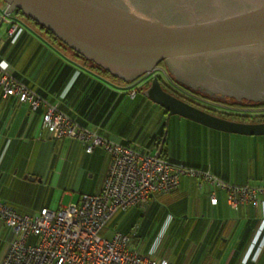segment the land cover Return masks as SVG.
I'll return each mask as SVG.
<instances>
[{
    "label": "crops",
    "instance_id": "crops-1",
    "mask_svg": "<svg viewBox=\"0 0 264 264\" xmlns=\"http://www.w3.org/2000/svg\"><path fill=\"white\" fill-rule=\"evenodd\" d=\"M7 7L0 0V20ZM10 18L23 30L14 40L9 23L3 21L0 59L7 60L14 74L43 97L33 110L16 95L3 96L0 85V198L20 214L35 215L43 207L58 209L78 202L85 192L101 191L109 169L111 155L102 146L88 152L81 140L56 138L51 128L42 125L49 102H58L61 110L102 136L143 152L156 153L167 131L164 148L171 160L208 169L229 182L264 185V135L230 133L177 114L166 126L165 108L141 91L131 96L132 83L87 64L21 13L13 12ZM198 184V177L184 174L177 189L157 193L142 206L143 228L150 225L158 232L165 226L163 249L172 236L169 249L156 255L172 264H205V252L219 258L215 264H264V242L247 258L250 239L262 224L264 203L233 207L225 189ZM213 190L216 204L211 202ZM111 221L123 227L113 233L130 232L123 211H117L108 224ZM0 235L8 240L1 264L14 235L1 219ZM191 240L198 244L192 261L186 256Z\"/></svg>",
    "mask_w": 264,
    "mask_h": 264
},
{
    "label": "water",
    "instance_id": "water-1",
    "mask_svg": "<svg viewBox=\"0 0 264 264\" xmlns=\"http://www.w3.org/2000/svg\"><path fill=\"white\" fill-rule=\"evenodd\" d=\"M8 11L21 9L86 58L126 81L143 80V94L172 115L245 135H264V120L226 117L168 90L155 72L164 61L196 70L240 65L248 77L264 70V0H4ZM3 20H0V28ZM179 69V68H178ZM264 75V73H263ZM177 76V75H176ZM179 82L193 85L188 79ZM256 84V82L254 83ZM222 94L236 99L261 96ZM264 99V98H263ZM166 132L158 150L161 156Z\"/></svg>",
    "mask_w": 264,
    "mask_h": 264
},
{
    "label": "built area",
    "instance_id": "built-area-1",
    "mask_svg": "<svg viewBox=\"0 0 264 264\" xmlns=\"http://www.w3.org/2000/svg\"><path fill=\"white\" fill-rule=\"evenodd\" d=\"M10 14L7 7L2 20L9 23V34H14L15 39L22 27L10 18ZM155 72L168 75L164 66H158ZM0 84L3 96L16 95L21 102H29L33 110L43 100L35 90L16 79L5 59L0 60ZM135 94L136 88L130 91L131 96ZM42 125L51 128L56 138L69 136L81 140L88 152L96 146L105 148L111 155L107 176L101 191L85 192L78 202L58 209L43 207L35 215L20 214L0 198V219L14 234L1 264H172L167 257L156 255L157 243L142 252L131 246L129 234L117 230L112 236H106L103 231L117 211H127L134 205L145 206L155 194L174 191L184 174L198 177L199 187L208 182L225 189L233 207L264 203L260 198L264 185L232 183L208 169L200 170L167 156L112 141L79 123L61 110L58 102L47 103ZM211 202H218L215 190L211 193ZM171 217L169 215L167 220ZM263 230L264 217L247 258L254 256L255 242L260 235L264 242Z\"/></svg>",
    "mask_w": 264,
    "mask_h": 264
},
{
    "label": "flooded vegetation",
    "instance_id": "flooded-vegetation-1",
    "mask_svg": "<svg viewBox=\"0 0 264 264\" xmlns=\"http://www.w3.org/2000/svg\"><path fill=\"white\" fill-rule=\"evenodd\" d=\"M161 61L159 66L163 65ZM165 64V63H164ZM166 69V65L164 66ZM179 68V69H178ZM177 71L176 77L180 79H188L191 84L198 87H193L185 83L178 84L175 79L168 73L167 76L161 75L164 82L171 87L179 95L193 101V103L209 109H214L217 112L222 111V106L234 107L237 110H245L253 113H264V105H257L260 100H238L234 96L222 94V89L232 91L234 94H248L261 96L264 98V70H261V75L256 77H248L247 70L240 65H232L229 67L222 66L208 70L202 64L196 66V70L183 69L181 66L174 65ZM151 75L147 76L148 79ZM179 82V81H178ZM256 82V84H254ZM196 83V84H195ZM261 99V100H262ZM234 109V110H235ZM251 112V113H252ZM219 113V112H218Z\"/></svg>",
    "mask_w": 264,
    "mask_h": 264
},
{
    "label": "rangeland",
    "instance_id": "rangeland-1",
    "mask_svg": "<svg viewBox=\"0 0 264 264\" xmlns=\"http://www.w3.org/2000/svg\"><path fill=\"white\" fill-rule=\"evenodd\" d=\"M168 73L172 76V78L174 79L175 76L172 72H169V70L167 69ZM152 75L149 77L151 78ZM252 112V111H251ZM253 113V112H252ZM137 208H136V211H131V210H128V211H123L124 212V216H125V219L127 222H129V224L131 225V227L127 228V231H130V232H124V233H127L129 235L132 236V241L131 243L133 244V246H137V248H139L140 250H142L143 246L145 245H152V244H158V248H157V252H161L163 251L165 248L167 250L168 246H169V240L171 239L172 236H170L169 239H167V244L165 246V248L163 249V241H162V238H163V232H164V229L165 226L161 227V229L156 232L154 230H152L148 225L146 226L147 228H143V222H144V207L142 206H139V205H136ZM116 223L114 222H110L107 227L104 229L103 231V234L106 235V236H110L112 235L111 233H113L114 229H117L120 228V229H123L122 226H115ZM170 234V233H168ZM169 235H167L166 238H168ZM181 239H183L182 237H180ZM7 238H5V235H0V257H1V254L3 252V250L5 249V247L7 246ZM189 241V240H188ZM188 248L186 250V256L190 259V261H192V259L196 258L197 254H198V244L197 242L191 240L189 243H188ZM169 249V248H168ZM175 249V247H174ZM206 252L202 255L205 261V264H215L216 261L219 260L218 257H214L212 253L208 252L206 255Z\"/></svg>",
    "mask_w": 264,
    "mask_h": 264
},
{
    "label": "trees",
    "instance_id": "trees-1",
    "mask_svg": "<svg viewBox=\"0 0 264 264\" xmlns=\"http://www.w3.org/2000/svg\"><path fill=\"white\" fill-rule=\"evenodd\" d=\"M21 13L22 15H24L25 17H27L28 19H30V20H32L35 24H37L38 26H40L43 30H45L47 33H49V35L55 40V41H57L61 46H63V47H65V48H67V49H69L71 52H73L76 56H78V57H80V58H82L87 64H90L91 66H93V67H95V68H97V69H99V70H101V71H103V72H106V73H108V74H112L111 72H109L107 69H105L104 67H102V66H100L99 64H97L96 62H94L93 60H90V59H88V58H86L84 55H82V54H80V53H78L77 51H75L74 49H72L69 45H67L65 42H63L60 38H58L52 31H50V30H48L45 26H43V25H41L38 21H36V20H34L32 17H30V16H28L27 14H25L21 9H16L15 11H14V13ZM13 13V12H12ZM19 24V23H18ZM19 26H20V24H19ZM20 27H22V26H20ZM22 30H23V28H22ZM21 30V31H22ZM21 33V32H20ZM11 36H12V39H14V34H10ZM20 35V34H19ZM18 35V36H19ZM17 36V37H18ZM17 37L14 39V40H16L17 39ZM0 60H2V59H0ZM9 63V62H8ZM10 64V63H9ZM163 65L165 66V64L163 63ZM10 70H11V72H12V74L16 77V79L17 80H19L20 82H22V83H24V84H26L24 81H22L21 79H19L15 74H14V72L12 71V69L10 68ZM160 78H161V80H162V83L164 84V86L168 89V90H170V91H172V92H174V93H176L173 89H171V87H169L165 82H164V80L162 79V76H160ZM149 79L150 78H148V83H146V82H144V81H142V82H140L139 84L138 83H136V84H134V82H136V81H129L130 83H132V88L130 89V91L131 90H133L134 88H136V93L138 92V91H141V92H143L144 91V89L149 85V83H150V81H149ZM175 79V78H174ZM175 81H177L176 79H175ZM177 83L178 84H181L182 86H183V84L182 83H180V82H178L177 81ZM1 85V84H0ZM28 87H30L28 84H26ZM2 87V86H1ZM31 88V87H30ZM31 89H33V88H31ZM34 90V89H33ZM36 91V90H35ZM37 92V91H36ZM38 93V92H37ZM129 94H130V92H129ZM177 95H179L178 93H176ZM40 95V94H39ZM179 96H181V97H183L184 99H186V100H188V101H190V102H193V101H191V100H189V99H187V98H185L183 95H179ZM256 104L257 105H264V99H262V100H260L259 102H256ZM209 111H211V112H214V113H217V114H220V115H223V116H226V117H230V118H234V119H239V120H246V121H261V120H264V113H251V112H248V111H245V110H237V108L235 109L234 107H228V106H222V111H216V110H214V109H209V108H207ZM235 109V110H234ZM165 113L167 114V110L165 109ZM162 155L163 156H167L168 157V155H167V152L165 151V148H163V152H162ZM186 165V164H185ZM195 168V167H194ZM200 170H203V169H200ZM200 181V180H199ZM232 183H234V182H232ZM238 184V183H237ZM243 184H245V183H243ZM249 184H251V183H249ZM199 185V184H198ZM252 185H256V184H252ZM262 195H264V194H262ZM262 195H260V198H261V196ZM263 232H264V230H263ZM256 233V232H255ZM254 233V234H255ZM257 234V233H256ZM131 236V235H130ZM255 235H253L252 236V238L250 239V242H249V245L250 244H252L253 242H254V237ZM131 238H132V236H131ZM262 241V236L260 235V237H259V241H257V242H255V247H254V249H256L257 247H258V245L260 244V242ZM248 245V246H249Z\"/></svg>",
    "mask_w": 264,
    "mask_h": 264
}]
</instances>
